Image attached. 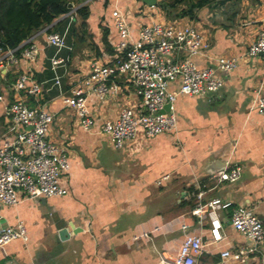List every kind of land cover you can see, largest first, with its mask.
<instances>
[{
    "label": "crops",
    "instance_id": "crops-1",
    "mask_svg": "<svg viewBox=\"0 0 264 264\" xmlns=\"http://www.w3.org/2000/svg\"><path fill=\"white\" fill-rule=\"evenodd\" d=\"M102 1L99 12L93 10L90 0L72 2L76 9L89 5L87 26L77 12L73 19L67 15L69 11L55 20L53 28L66 32L68 47L57 53L47 43L46 26L29 38L39 46L35 61L22 56L29 42L26 39L17 62L0 63L4 95L0 139L6 131L5 106L18 97L10 85L30 69L43 83V91L37 100L25 99L31 106L40 103L54 115L49 138L67 149L71 162L63 179L67 195L24 197L16 205L0 207V229L23 221L28 231V240L16 239L0 247V264H168L166 259L175 255L186 231L210 236L207 210L203 218L194 212L200 191H204L205 201L220 198L231 205L217 211L225 238L206 247L199 260L264 264V245L262 251L239 258L222 256L226 249L234 253L251 242L231 225L234 207L248 206L264 220V114L252 108L264 93V57L247 52L264 25V0L205 6L196 18L166 17L160 11V0L156 5L110 0L107 6ZM117 7L128 15L134 35L142 23L196 26L210 44L207 56L196 59L200 66H212L221 56L238 58V66L224 74L225 83L218 93L177 97L172 132L153 138L141 133L122 149L113 145L102 126L125 107L139 109L140 97L126 87L127 76H116L122 87L117 95L105 99L88 95L95 121L89 130L80 125L75 110L64 101L83 84L93 60L108 63L114 57L119 35L111 15ZM56 54L67 62L54 70L51 58ZM55 73L61 75L60 86L55 84ZM228 163L241 165V177L235 182H219L214 173ZM165 175L169 179L159 183Z\"/></svg>",
    "mask_w": 264,
    "mask_h": 264
},
{
    "label": "built area",
    "instance_id": "built-area-1",
    "mask_svg": "<svg viewBox=\"0 0 264 264\" xmlns=\"http://www.w3.org/2000/svg\"><path fill=\"white\" fill-rule=\"evenodd\" d=\"M73 6L67 14L74 17ZM112 23L119 38L114 43L115 55L108 62L99 59L92 62L90 74L82 85L65 97L66 105L72 107L80 125L89 130L94 119L88 106V95L99 99L117 95L121 85L116 76H127V88H132L140 97L139 109L125 107L115 119L105 121L102 130L117 149H122L134 141L141 133L147 138L172 132L176 127L174 103L180 94L209 95L218 93L225 83L224 74L238 66L237 57H218L212 66H200L196 59L207 56L210 44L206 37L190 24L179 26L172 22L142 23L136 34L128 15L120 8L112 10ZM29 39L22 51L25 60L35 61L38 44ZM46 40L57 49V53L68 47L67 35L57 31L47 32ZM185 51V55L180 52ZM251 56L264 57V25L247 50ZM18 61L15 49L0 48V63ZM52 67L57 70L66 63L57 54L51 58ZM55 84L61 85V75L55 73ZM171 85H177L173 88ZM1 86V85H0ZM18 97L5 106L6 131L0 139V207L16 205L21 199L34 197L65 196L69 193L63 183L64 176L71 168L68 151L49 138L50 125L54 115L44 106H31L25 97L35 100L43 91V83L38 81L30 69L22 71L10 85ZM4 95L0 87V101ZM170 104L169 110H164ZM264 114V93L259 95L252 106ZM242 174L238 163L215 172L219 182H235ZM169 179L165 175L158 182ZM198 202L194 212L204 217L205 210L211 220L210 236L199 232L186 231L175 255L166 259L168 264H198L206 247L219 244L225 238L218 216L220 207L231 205L230 201L212 198L205 201L204 191L197 193ZM231 225L251 242L246 248L231 252L226 249L223 257L239 258L246 253L262 251L264 245V220L248 206H236L231 213ZM187 230L188 226L183 225ZM28 240V231L23 221L17 225H7L0 229V247L16 240Z\"/></svg>",
    "mask_w": 264,
    "mask_h": 264
},
{
    "label": "trees",
    "instance_id": "trees-1",
    "mask_svg": "<svg viewBox=\"0 0 264 264\" xmlns=\"http://www.w3.org/2000/svg\"><path fill=\"white\" fill-rule=\"evenodd\" d=\"M73 1L80 4L85 0H0L1 50L15 49L16 55L20 56L22 42L46 26H49L48 32L55 31L53 28L55 20L72 9ZM109 1L104 0V5L107 6ZM228 1L231 0H166L164 4L176 8L188 3L177 16L196 18L201 8L226 4ZM76 12L82 20V25L87 26V19L90 16L89 5L81 4Z\"/></svg>",
    "mask_w": 264,
    "mask_h": 264
},
{
    "label": "rangeland",
    "instance_id": "rangeland-1",
    "mask_svg": "<svg viewBox=\"0 0 264 264\" xmlns=\"http://www.w3.org/2000/svg\"><path fill=\"white\" fill-rule=\"evenodd\" d=\"M90 2L92 3V8L93 10H95L96 12L100 11L103 8V1L102 0H90ZM166 2V0H160V11L163 15H165L168 18H173L175 17V15H177V13L182 9L183 4L177 6L176 8L170 7L166 4H164ZM78 2L75 1V5H77ZM188 5V3H187ZM149 7V6H148ZM187 7V6H186ZM109 9H111V6L109 7ZM197 28V27H196ZM199 264H213L211 262L208 261H204L202 258L199 260Z\"/></svg>",
    "mask_w": 264,
    "mask_h": 264
},
{
    "label": "water",
    "instance_id": "water-1",
    "mask_svg": "<svg viewBox=\"0 0 264 264\" xmlns=\"http://www.w3.org/2000/svg\"><path fill=\"white\" fill-rule=\"evenodd\" d=\"M142 1H144L145 3H147V4H149V5H156L157 2H158V0H142ZM169 107H170V104H167V105L165 106V109H164V110H168Z\"/></svg>",
    "mask_w": 264,
    "mask_h": 264
}]
</instances>
